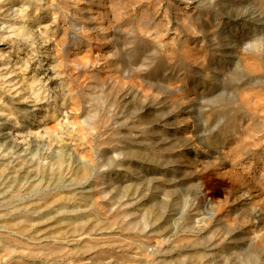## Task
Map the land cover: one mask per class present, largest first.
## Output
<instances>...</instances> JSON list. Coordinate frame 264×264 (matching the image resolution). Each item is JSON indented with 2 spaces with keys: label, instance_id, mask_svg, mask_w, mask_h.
Segmentation results:
<instances>
[{
  "label": "clouds",
  "instance_id": "9594fccd",
  "mask_svg": "<svg viewBox=\"0 0 264 264\" xmlns=\"http://www.w3.org/2000/svg\"><path fill=\"white\" fill-rule=\"evenodd\" d=\"M0 21V264H264V0Z\"/></svg>",
  "mask_w": 264,
  "mask_h": 264
},
{
  "label": "rangeland",
  "instance_id": "374dc122",
  "mask_svg": "<svg viewBox=\"0 0 264 264\" xmlns=\"http://www.w3.org/2000/svg\"><path fill=\"white\" fill-rule=\"evenodd\" d=\"M0 23H2V21H0ZM0 50L7 51L8 49L7 46L5 45V46H0Z\"/></svg>",
  "mask_w": 264,
  "mask_h": 264
}]
</instances>
